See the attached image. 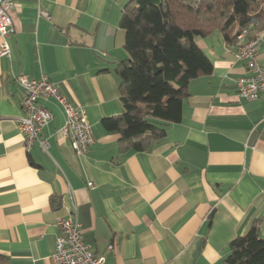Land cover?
Wrapping results in <instances>:
<instances>
[{"label": "crops", "instance_id": "0c3cea01", "mask_svg": "<svg viewBox=\"0 0 264 264\" xmlns=\"http://www.w3.org/2000/svg\"><path fill=\"white\" fill-rule=\"evenodd\" d=\"M127 1L15 0L9 55L0 56V264H52L57 219L75 207L105 264H221L254 222L264 238V93L238 95L236 80L250 72L238 42L218 31L196 38L212 71L188 83L181 120L147 149L122 150L101 125L122 110ZM257 38L264 69V30ZM18 76H45L85 109L94 142L84 155L62 135L51 99L39 100L51 113L40 132L46 151L25 149Z\"/></svg>", "mask_w": 264, "mask_h": 264}, {"label": "trees", "instance_id": "16d2710c", "mask_svg": "<svg viewBox=\"0 0 264 264\" xmlns=\"http://www.w3.org/2000/svg\"><path fill=\"white\" fill-rule=\"evenodd\" d=\"M119 25L127 53L116 68L122 110L101 125L119 135L122 150L141 151L181 120L188 83L212 71L196 38L218 31L233 43L243 30L246 40L257 38L264 30V0H129ZM228 247L221 264H264L260 223Z\"/></svg>", "mask_w": 264, "mask_h": 264}, {"label": "built area", "instance_id": "2783aa9c", "mask_svg": "<svg viewBox=\"0 0 264 264\" xmlns=\"http://www.w3.org/2000/svg\"><path fill=\"white\" fill-rule=\"evenodd\" d=\"M14 5L15 0H0V56L9 55L6 38L14 32ZM41 14L49 17L45 12ZM245 37V30L238 33L235 56L246 60L250 72L236 80V88L240 97L255 100L264 93V69L257 59L259 39L246 40ZM16 81L22 88L20 103L23 114L18 120V128L24 137L25 149L29 151L32 144L37 142L46 151L48 144L40 139V132L51 119V113L39 104V100L51 99L60 106L64 114L62 135L69 139L78 156L84 155L94 142L85 109L70 102L45 76L38 80L18 76ZM89 185L92 186L91 183ZM56 226L60 234L55 240L52 264H105V255L95 253L91 245L83 240L76 207L68 216L57 219ZM107 248L111 249L113 246L108 245Z\"/></svg>", "mask_w": 264, "mask_h": 264}]
</instances>
